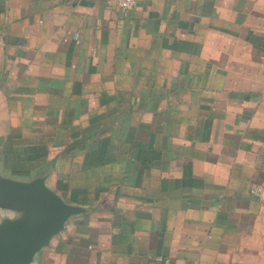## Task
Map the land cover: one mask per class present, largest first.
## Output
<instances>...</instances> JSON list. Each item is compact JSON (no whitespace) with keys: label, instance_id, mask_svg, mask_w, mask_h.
<instances>
[{"label":"crops","instance_id":"crops-1","mask_svg":"<svg viewBox=\"0 0 264 264\" xmlns=\"http://www.w3.org/2000/svg\"><path fill=\"white\" fill-rule=\"evenodd\" d=\"M0 168L84 207L35 264H264V0H0Z\"/></svg>","mask_w":264,"mask_h":264},{"label":"water","instance_id":"water-1","mask_svg":"<svg viewBox=\"0 0 264 264\" xmlns=\"http://www.w3.org/2000/svg\"><path fill=\"white\" fill-rule=\"evenodd\" d=\"M50 173L22 176L0 168V264H35L68 220L84 211L48 184Z\"/></svg>","mask_w":264,"mask_h":264},{"label":"built area","instance_id":"built-area-1","mask_svg":"<svg viewBox=\"0 0 264 264\" xmlns=\"http://www.w3.org/2000/svg\"><path fill=\"white\" fill-rule=\"evenodd\" d=\"M136 3L137 0H118V5L123 10L132 9ZM251 193L256 197H262L264 195V187L261 184H253Z\"/></svg>","mask_w":264,"mask_h":264}]
</instances>
